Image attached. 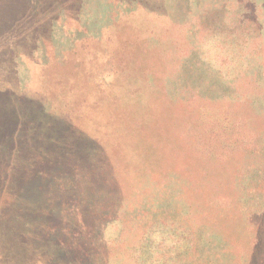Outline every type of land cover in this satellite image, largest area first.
Segmentation results:
<instances>
[{
	"label": "rangeland",
	"instance_id": "rangeland-1",
	"mask_svg": "<svg viewBox=\"0 0 264 264\" xmlns=\"http://www.w3.org/2000/svg\"><path fill=\"white\" fill-rule=\"evenodd\" d=\"M200 61L194 102L169 98L180 63ZM162 95L203 161L175 158ZM157 115L164 133L146 140ZM141 161H180L204 190L185 200L186 173L136 185ZM120 186L130 204L160 191L179 212L192 204L148 251L118 214H92ZM211 199L264 218V0H0V264H144L145 251L147 264H180L184 219ZM245 226L251 248L264 241Z\"/></svg>",
	"mask_w": 264,
	"mask_h": 264
},
{
	"label": "trees",
	"instance_id": "trees-1",
	"mask_svg": "<svg viewBox=\"0 0 264 264\" xmlns=\"http://www.w3.org/2000/svg\"><path fill=\"white\" fill-rule=\"evenodd\" d=\"M215 20H218V22L220 23L219 17ZM185 65L186 70L184 69V67L182 68V63H180V68L177 70V72L175 73L176 75L173 77V80H175L173 85L176 86V89L173 90L172 85H169L170 88L166 90L169 94V98L170 96L175 99L188 98L191 102H194L196 96H199L198 81L200 77L199 73L201 61L200 63L192 62L191 64H188L186 62ZM182 87H184V89ZM154 96H157L161 104L160 95L157 93ZM163 98L164 103L167 105L163 113L166 112L169 108L167 112L168 116L166 115V124L169 123V134L170 138L173 140L172 153L177 154L175 158L181 160L184 159V154H190L192 160L196 162L199 159L202 160V157L199 155V149H197L196 147L194 148L195 142L192 144V141H194L193 136L186 135L184 130H182L183 126H185L188 121H185V118L183 116H181V119H179V114L175 113L176 108L170 106L173 100H170L169 98L167 99L164 96ZM161 107L162 106H160V110L162 112ZM160 116H154L152 121L150 122L152 127L151 129H153V139H148V134L145 133L146 136L144 138L146 140L154 141L157 135L164 133V122L163 120H161ZM148 136H150V134ZM137 143L138 144L136 145H142L137 148L138 152L140 150L148 151L146 147H148L149 145H143L139 137L137 138ZM153 146H155V144H153ZM151 151L153 152V154L159 155L158 152L154 150V147L152 148V146ZM175 166H177V169H155L154 171L152 169H146L143 165V162L141 161V169L145 170L144 172H141V169H135V178L137 179L136 185L149 187L153 183V180L165 185L167 181H173L174 176H179V174L186 173L184 183H191V185L187 189V193L183 195V198L185 200L190 199L187 195L189 194L190 197L194 199L197 196L196 191H198V194L200 195V191L202 192L204 189L196 187L199 180L198 173L196 171H185V169H180L181 167L183 168V163H181L180 161L176 163ZM127 170L128 169H125V171ZM153 175H156V179H153ZM124 180H126L125 182H130V171ZM194 184L196 188L194 187ZM225 190L228 191L227 189ZM160 192L155 193L150 198L148 197L149 195H147L148 200L146 201L135 202L134 199L130 204L128 199L126 202L124 201V199H122L123 197H126V193L124 192V188L120 186L118 188L120 202L113 199L111 202L103 205L93 204L94 212H92V214L95 215V217H97L98 214L102 215V218L104 219L103 221L112 219L118 214L119 217L125 220L126 225L131 230H137L139 232L137 236L138 244L142 247H149L148 251H153V246L156 245V239L154 237V234L156 232L155 229L159 228L163 233L170 228H175V220H181V215L184 212V214H186L190 210L186 209L188 208L187 206L189 205L190 207V205L192 204H188L181 212H179V209H181L180 205L178 207L177 204L172 203V199L170 197L169 202H163L160 198L157 197V194H159ZM204 194L208 193L205 192ZM135 195V198L138 197V194L135 193ZM212 200L213 199H211V202L209 203V210H205L203 208L200 209V213L196 211L195 214L192 215L194 209L199 207L196 204L195 207L191 208V216L188 219H184L185 222L183 223L185 224L187 229L183 230L186 234L184 238L182 236L183 249L178 251L181 260L180 264H264L263 239L261 240L262 244L261 242L256 243V241L254 240V246L253 248H251L250 244L248 243L247 234L245 233V231H247L245 230V225L250 222L256 228L257 237H259L260 234L264 235V218H260V220L257 222H252L249 218L248 220L243 221V216L245 215L244 208L242 209L238 203H235L236 201L231 203L226 201L225 204L219 202L217 204L216 202L212 203ZM215 207L218 212H215ZM98 208H100V211H98ZM211 208H214V212L213 210H211ZM139 209H141V212H138ZM77 211L79 213L77 215H80L83 221L87 219V215L83 212V206H79L77 208ZM98 221V218L97 221L95 218L93 219V223L95 225L99 223ZM247 232L248 236L250 235V238L253 236L255 239V235H253L255 232L253 234L249 230ZM88 241L93 244L91 240ZM73 242L78 243V240L74 239ZM162 247L163 244L161 242L157 246V248L160 249ZM146 255H148L147 251L141 254L140 261L144 262V264H147L146 261L148 260L146 258ZM163 257L164 255H162L161 258ZM163 264H165V262H163Z\"/></svg>",
	"mask_w": 264,
	"mask_h": 264
}]
</instances>
